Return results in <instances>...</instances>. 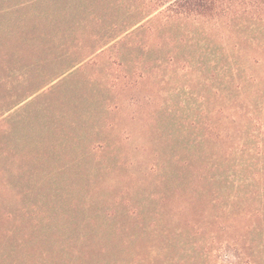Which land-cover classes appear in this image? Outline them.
Returning <instances> with one entry per match:
<instances>
[{
  "label": "rangeland",
  "instance_id": "obj_1",
  "mask_svg": "<svg viewBox=\"0 0 264 264\" xmlns=\"http://www.w3.org/2000/svg\"><path fill=\"white\" fill-rule=\"evenodd\" d=\"M155 7L0 0V264H264V99L232 76L264 27L156 12L98 51Z\"/></svg>",
  "mask_w": 264,
  "mask_h": 264
},
{
  "label": "trees",
  "instance_id": "obj_2",
  "mask_svg": "<svg viewBox=\"0 0 264 264\" xmlns=\"http://www.w3.org/2000/svg\"><path fill=\"white\" fill-rule=\"evenodd\" d=\"M150 4L155 3L154 11L145 16L138 23L130 26L125 31L117 34L104 44L98 51L103 52L104 48L114 47L118 42H124L134 36L138 31L144 28L143 23L149 20L156 12L161 16L172 18H212L221 20L225 17L224 24L232 26H241L255 28L264 27V0H148ZM115 35V34H114ZM126 38L124 41L122 39ZM120 44V43H119ZM124 44V43H123ZM242 56L243 61L235 63L232 68L233 78H237L240 73L245 75V79L252 82L256 87V92L264 99V45H252L248 48L239 47L234 49ZM97 51V52H98ZM244 54V55H243ZM251 63L253 66L247 65ZM245 63V64H244ZM240 78V77H239ZM156 166H158L156 164ZM155 166V167H156ZM87 243H90L87 242ZM23 248V247H22ZM75 253H81L74 250ZM82 255L84 253H81ZM64 257V254H61ZM90 257H94L91 256Z\"/></svg>",
  "mask_w": 264,
  "mask_h": 264
}]
</instances>
